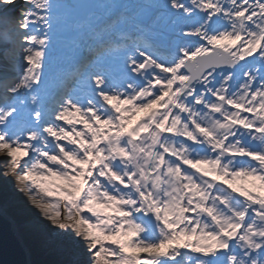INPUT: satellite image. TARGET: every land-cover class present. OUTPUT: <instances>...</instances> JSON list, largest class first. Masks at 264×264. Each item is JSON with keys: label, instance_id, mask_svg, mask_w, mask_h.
I'll list each match as a JSON object with an SVG mask.
<instances>
[{"label": "snow or ice", "instance_id": "snow-or-ice-1", "mask_svg": "<svg viewBox=\"0 0 264 264\" xmlns=\"http://www.w3.org/2000/svg\"><path fill=\"white\" fill-rule=\"evenodd\" d=\"M0 40L2 174L73 264H264V0H0Z\"/></svg>", "mask_w": 264, "mask_h": 264}, {"label": "rangeland", "instance_id": "rangeland-1", "mask_svg": "<svg viewBox=\"0 0 264 264\" xmlns=\"http://www.w3.org/2000/svg\"><path fill=\"white\" fill-rule=\"evenodd\" d=\"M3 44L4 42L0 40V52H2V58H3V52L5 50L4 48H2L4 47ZM7 47L10 50V45H8ZM2 63L3 62L0 61V64ZM144 115H145L144 112H140L136 114L135 118L132 119L131 123L128 126L132 127L133 125H135L137 121H139L140 118L143 117ZM7 176H9L11 179L16 181L15 175H7ZM24 194L26 195L27 193L24 192ZM3 199L4 198L0 196V202H3L2 201ZM11 213L16 219L19 226H22L23 223H26L33 219L46 221V219H43L38 212L32 210L28 211L27 209H23L21 207L13 208ZM19 229H20L19 232L22 242L26 246L31 264H37V263L51 264L52 260L47 258L45 259V257L51 256V253L54 250L53 244L57 245L58 243H60L68 247L71 246L68 243L66 237H64L63 235H57L56 231L55 230L52 231L51 228L41 227L40 229L35 231L25 230L22 227H20Z\"/></svg>", "mask_w": 264, "mask_h": 264}, {"label": "bare ground", "instance_id": "bare-ground-1", "mask_svg": "<svg viewBox=\"0 0 264 264\" xmlns=\"http://www.w3.org/2000/svg\"><path fill=\"white\" fill-rule=\"evenodd\" d=\"M0 166V196L5 199L2 200L3 202H0V214L10 220L12 229L14 230L16 236L22 241L19 232L20 227L29 231H35L40 229L41 227L51 228L49 227V223L47 221H40L37 219L30 220L26 223H23L22 226H19L16 219L11 213L13 208L21 207L23 209H27L28 211L32 210L38 213L39 210L32 204L28 195H25L24 192H21L19 190L21 188V185L11 179L9 176L2 174L3 171L6 170V166ZM51 230L54 231L55 229L51 228Z\"/></svg>", "mask_w": 264, "mask_h": 264}, {"label": "water", "instance_id": "water-1", "mask_svg": "<svg viewBox=\"0 0 264 264\" xmlns=\"http://www.w3.org/2000/svg\"><path fill=\"white\" fill-rule=\"evenodd\" d=\"M69 3L73 0H68ZM90 2V0H85ZM0 264H31L23 242L16 236L9 219L0 214Z\"/></svg>", "mask_w": 264, "mask_h": 264}, {"label": "trees", "instance_id": "trees-1", "mask_svg": "<svg viewBox=\"0 0 264 264\" xmlns=\"http://www.w3.org/2000/svg\"><path fill=\"white\" fill-rule=\"evenodd\" d=\"M0 61L3 62L2 52H0ZM53 245L54 250L51 253V256L45 257V259L47 258L52 260L51 264H73L75 259V251L73 250L72 246L68 247L60 243Z\"/></svg>", "mask_w": 264, "mask_h": 264}]
</instances>
